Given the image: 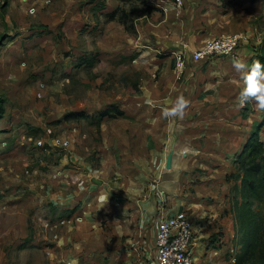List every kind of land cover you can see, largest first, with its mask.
Masks as SVG:
<instances>
[{
  "label": "rangeland",
  "instance_id": "obj_1",
  "mask_svg": "<svg viewBox=\"0 0 264 264\" xmlns=\"http://www.w3.org/2000/svg\"><path fill=\"white\" fill-rule=\"evenodd\" d=\"M158 1L157 6L151 0H0V264H157L161 211H185L194 218L196 235L202 233L200 255H208L209 264H238L244 210L257 213L264 241V200L252 196L245 204L240 160L254 133L264 141V109L256 98L240 100L244 81L232 64L237 53L194 64L215 67L201 80L209 81V95L203 91L206 103L186 114L190 130L158 137V147L165 149L158 165L147 150L155 139L137 136L143 145L136 153L143 158L142 185L118 188L117 177L110 193L102 178H94L112 142L108 130L114 135L115 127H125L124 118L133 120L122 110L113 112L104 128L100 112L115 106L110 102L120 95L140 94L142 84L174 66L173 54L156 52L157 37L182 33L183 10L177 18L173 5ZM145 2L151 12L137 17L148 9ZM185 3L203 13L198 29L215 34L212 39L237 35L238 48L253 51L239 58L249 66L255 62L263 45L264 0ZM178 121L173 118L176 126ZM125 138L115 135L114 152H105L116 154L121 164L123 154L134 162V153L115 147L126 145ZM169 153L175 156L171 167ZM134 186L137 194L142 188L140 211L118 206L110 218L104 214L98 203L103 192L124 197L126 191L133 199ZM260 255L259 249L241 264H264V251Z\"/></svg>",
  "mask_w": 264,
  "mask_h": 264
},
{
  "label": "crops",
  "instance_id": "obj_2",
  "mask_svg": "<svg viewBox=\"0 0 264 264\" xmlns=\"http://www.w3.org/2000/svg\"><path fill=\"white\" fill-rule=\"evenodd\" d=\"M151 2L152 3H149V4L151 5L157 4L158 6V3H157L159 2L158 0H151ZM160 3H163L162 0ZM165 3L166 4L169 3L170 6L173 5V8L175 9V14H176L175 16H177V18H180L179 12L183 10L182 18L179 19V20L184 21V22L180 21L183 24V28H182V33L180 32L177 34L174 33L176 36L173 33H170L169 31L165 32L166 36L164 35L161 36L163 38L158 36L157 38L159 39V42L156 44L157 45L156 47L158 48L156 52H160L163 55L164 54L168 55L167 57H169L170 54L174 55L177 51L181 50L184 47L189 50H195V49L201 48L207 40L212 39V36L215 35V34H212L211 36H209V34L205 33V31L204 33L202 32L203 29H200V28L198 29V24L202 23V16H203V13H201L200 10L198 11L194 10L191 8V5H186V3L185 5L178 6L175 0H167ZM206 16L207 15H205V17ZM168 18L170 22H173L176 20V19H173L174 18L173 16H170ZM185 22H187V25ZM188 22L190 23L189 26H188ZM151 28H154V27H151ZM221 31H224V30H221ZM152 32H156V31L154 30ZM219 36H222V35H219ZM176 41H180V42L176 43ZM252 52L253 51L251 50L250 47L240 48V49L238 48L236 51L239 57L242 55L246 56L248 54H251ZM197 62L198 61L192 62V60L187 59L186 68L179 82L175 81L177 80L178 77H177L176 71L174 70V66L172 63L171 69H167L168 68L167 66V68L165 67L166 69L161 72V78L163 77V79L160 78L159 80L150 81V82L146 81L147 82L146 84H142L140 94H135L134 96L130 98H124L122 95H120V101L119 99L111 100L110 103L112 105H115L120 110H122L124 112L123 115H128L129 117H132L133 120L124 118V120H126L125 127L122 129H119L115 127L117 126L115 125L114 131H113L114 135H112V132L110 131V129L108 130V135L112 137L111 143H113V139L115 135H125L126 136L124 140L126 141L125 142L126 145L121 144V143H118V144L114 143V144H115V147H117L118 152L134 153L132 155V159L134 162L130 163V160H131L130 154L128 155L123 154L124 159L122 161V164L120 162H117L119 158L117 157L116 154L114 155V157L110 154L106 156L105 152H108V151L114 152L113 150H111L112 147H111V143L109 142L107 149H104L107 151H105L103 155V161H102L103 165L99 169L93 170L94 178H102L103 184H105L104 190H105L106 185L109 186L111 183L110 181L117 177L121 178V183L118 188H120L122 184L136 185L137 182L139 183V185H142L141 182H142V175H143V172H142V166H143L142 159L143 158L142 156H136V153L137 152L141 153L143 145H141L142 144L141 140L137 139V136L148 135L149 137H151L150 138L152 140L151 143L153 142V138L155 139L154 147L152 144L150 145L151 147L147 148V150L151 151L152 159L154 158V160H156L155 164L158 165V159H159L158 153L159 151L160 152L165 151V149L162 150L160 147H158L157 145V142H159L158 137L159 138L163 137V139L166 140L168 136H174L177 134L181 135L180 130H182L183 134L186 133L188 129L190 130L187 123L184 122V119L186 118V114L188 112L190 113V112L197 111V108H194V105H198V104L201 105V104L206 103V101L200 98V94H202L203 91L207 92V89L209 90V85H208L209 81H207L206 84H204V81L206 80L207 77L210 76V72L215 71L214 66H208L205 69H197L198 65L196 64L194 66V64ZM195 71H197L198 73L195 74ZM201 80H204L203 83ZM208 95H209V92L206 93V96ZM179 96H183L184 98H186L188 100V104H187V107L184 109L183 115L181 117H178L179 124L176 126L173 122L174 117H168L167 119L168 121L162 120V119H166L164 118L165 116L162 113L165 108L172 107L174 101ZM114 115H117V114L114 113ZM110 116H111L110 114H107V115H104L103 117H100L103 121V124H106L103 126L104 128L105 126L106 128L108 127V122H109L108 119H110ZM174 145L176 144H174L173 142V149H175ZM114 150H116V148ZM184 155H186V153ZM174 157L175 156L173 154L172 164L175 161ZM164 159L166 161V158ZM110 160H112V162ZM92 187L95 188L96 185H92ZM90 189L92 190L91 192H94L92 188ZM110 190L111 188L109 186V189L107 191L110 192ZM90 193H87L88 198H89L88 194ZM134 193H135V195L133 196L134 198L131 199L130 197H126L130 195V193L126 191H124L123 193L124 197H119L121 196L120 192L116 195L115 194L110 195L107 192H103L102 197H100L101 202L100 200H98V203L102 205L103 209H105L104 214L109 215V218L112 215L110 210L112 209L116 211L118 206L120 208H134L135 213H136V211H140V209L142 208V204H143V200L141 198L142 188L139 187V191H138L139 194H137V188L136 186H134ZM113 196H114V199L119 200V204L113 205V202H114L113 201L114 199H112ZM119 198H122L123 200H120ZM116 200L115 202H117ZM201 235L202 233L200 235H196L195 241H194V252H195L196 262L197 264L199 263L203 264L204 262L209 264L212 262L209 256L207 255L203 259V257H201L200 255V248H201L200 245L202 244ZM218 260H220L221 262V259H218Z\"/></svg>",
  "mask_w": 264,
  "mask_h": 264
},
{
  "label": "built area",
  "instance_id": "obj_3",
  "mask_svg": "<svg viewBox=\"0 0 264 264\" xmlns=\"http://www.w3.org/2000/svg\"><path fill=\"white\" fill-rule=\"evenodd\" d=\"M182 5L184 0H175ZM240 39L237 35L220 36L208 40L201 48H182L174 57V70L181 78L187 59L200 61L211 56H229L236 53ZM195 220L185 211H161L157 217L156 260L157 264H197L194 252L196 236Z\"/></svg>",
  "mask_w": 264,
  "mask_h": 264
},
{
  "label": "trees",
  "instance_id": "obj_4",
  "mask_svg": "<svg viewBox=\"0 0 264 264\" xmlns=\"http://www.w3.org/2000/svg\"><path fill=\"white\" fill-rule=\"evenodd\" d=\"M148 9H144L142 12H136V16L147 15L151 12L152 8L145 2ZM117 10L111 13V17L115 18ZM126 23V20H124ZM254 55V60L264 63V37L263 45ZM115 112L117 114H123V112L116 106L108 109H104L100 112V117ZM240 160L243 163V176L241 180L243 193L246 194L249 199L246 201V205H250L252 196L256 199L264 200V141L260 139L258 133H254L251 137L249 146L243 149ZM251 193V197H250ZM247 214H249L247 216ZM239 219L241 221L240 227V242L243 251L237 257V263L241 264L248 258L255 257L257 250L264 251V241H261L259 236L260 229L258 227L257 213L252 210H244L240 213ZM245 248V250H244ZM260 255V256H261Z\"/></svg>",
  "mask_w": 264,
  "mask_h": 264
},
{
  "label": "clouds",
  "instance_id": "obj_5",
  "mask_svg": "<svg viewBox=\"0 0 264 264\" xmlns=\"http://www.w3.org/2000/svg\"><path fill=\"white\" fill-rule=\"evenodd\" d=\"M232 64L244 81V87L239 93L241 102L256 98L259 107L264 109V63L256 61L249 66L245 60L236 57L233 59ZM187 104L188 100L183 96H179L172 107L165 108L162 114L165 117H181Z\"/></svg>",
  "mask_w": 264,
  "mask_h": 264
},
{
  "label": "water",
  "instance_id": "obj_6",
  "mask_svg": "<svg viewBox=\"0 0 264 264\" xmlns=\"http://www.w3.org/2000/svg\"><path fill=\"white\" fill-rule=\"evenodd\" d=\"M171 164H172V153H169L167 158V166L171 167Z\"/></svg>",
  "mask_w": 264,
  "mask_h": 264
}]
</instances>
